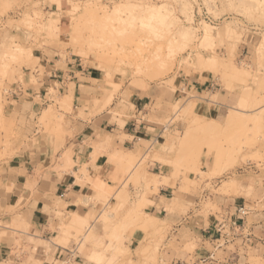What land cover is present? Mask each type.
I'll use <instances>...</instances> for the list:
<instances>
[{"label":"rangeland","instance_id":"obj_1","mask_svg":"<svg viewBox=\"0 0 264 264\" xmlns=\"http://www.w3.org/2000/svg\"><path fill=\"white\" fill-rule=\"evenodd\" d=\"M131 119L155 136L122 149ZM0 202V264H264L258 241L201 233L241 205L264 219V0H0Z\"/></svg>","mask_w":264,"mask_h":264},{"label":"crops","instance_id":"obj_2","mask_svg":"<svg viewBox=\"0 0 264 264\" xmlns=\"http://www.w3.org/2000/svg\"><path fill=\"white\" fill-rule=\"evenodd\" d=\"M74 79V81H71V83L75 84V88L80 84L79 80H75L76 75L71 77ZM184 86L186 89H191L190 84H185ZM192 87H196L193 85ZM44 88H42L43 92ZM31 98L36 101L38 98L37 95H32ZM143 100V99H142ZM136 106V105H135ZM137 107V106H136ZM154 130L156 131L157 127H150L147 125H143V122H139L138 120L131 119L128 121L123 127L118 128V129H113V132H117V135L119 138H122V142L119 140L117 143L121 146L120 148L122 149H134L136 143L139 142L140 140V135L142 136L143 134H147L149 137H154L155 134L152 133L149 130ZM88 140H82L81 136H78L77 142L74 145L73 153H74V158L78 162V166L74 167L72 171L64 172L62 173V176L60 177V181L57 183L58 185V190L62 192L61 197L64 198V200L70 204L77 193L80 191V184L78 183V180L80 178V166L86 162H88L90 158V145H88ZM20 165V163H18ZM26 164V169L29 171V168L27 164H30L29 162H25ZM56 178L58 177V174L55 175ZM63 195V196H62ZM1 206V202H0ZM35 220L34 223L36 225V231L37 233L41 236L42 239H50V238H58L60 235V225L59 221L56 220L54 217L55 215L50 214L48 209H45L43 205H38L37 208L35 209ZM251 213V212H250ZM250 215V214H249ZM249 215L245 218V226H246V231L248 232L249 235L252 236L253 241H258L259 243L264 245V219L260 221L253 222L250 228H248V220H249ZM258 215H263L258 214ZM203 239L206 240L207 237L208 241H214V243L218 242V234L216 232V222L214 221L211 223V226L208 229H204L201 231ZM259 234V236H257ZM59 249V248H56ZM1 256L3 257L4 255L10 256L9 253L4 249H2ZM66 252V251H65ZM64 252V253H65ZM209 251H207L205 245H202L200 249L198 250V253L196 252V255H199L200 257L208 255ZM61 253H57V251L53 252L54 257H61ZM171 253H168V256H170ZM41 259H42V264H48V255L46 251L42 248L41 249Z\"/></svg>","mask_w":264,"mask_h":264},{"label":"built area","instance_id":"obj_3","mask_svg":"<svg viewBox=\"0 0 264 264\" xmlns=\"http://www.w3.org/2000/svg\"><path fill=\"white\" fill-rule=\"evenodd\" d=\"M63 196V195H62ZM250 209L241 205L235 209V212L227 217L217 219L216 232L218 234L217 241L223 242L224 244L242 241L243 244H253V238L251 235L246 233L245 218L250 214ZM64 253H61L62 256Z\"/></svg>","mask_w":264,"mask_h":264},{"label":"bare ground","instance_id":"obj_4","mask_svg":"<svg viewBox=\"0 0 264 264\" xmlns=\"http://www.w3.org/2000/svg\"><path fill=\"white\" fill-rule=\"evenodd\" d=\"M126 6H127V7L130 6L129 8L131 9L132 4H131V5H128V4H127ZM132 7H133V6H132ZM136 7H137V5H136ZM144 7H145V6H144ZM117 8H118V9H116V13L118 12L117 10H119V7H117ZM120 8H121V7H120ZM122 8H123V7H122ZM133 8H135V7H133ZM141 8H142V7H141ZM161 8H162V7H161ZM164 9H165V8H164ZM147 10H148V11L150 10V11H149L150 13H154V15H155V16H154L155 19H156V16L158 15L157 13H158L159 11L162 12V11L160 10V6L147 7V9L145 8L144 12L147 11ZM162 10H163V8H162ZM139 11H140V10H139ZM148 11H147V12H148ZM142 12H143V10H142ZM169 12H170V11H169ZM155 13H156L157 15H156ZM162 14H163V12H162L161 14H159V16H158L159 19H160V16H163V17L165 16L164 18L167 17V16H166L167 13H166V15H162ZM164 14H165V12H164ZM152 17H153V16H152ZM163 17H162V18H163ZM171 17H172V16H171ZM164 18H163V19H164ZM167 18H168V17H167ZM149 19H151V18H149ZM160 20H161V19H160ZM160 20H159V21H160ZM149 21H150V20H149ZM159 21H158V22H159ZM173 21H174V20H173ZM152 22H153V21H152ZM161 22H162V20H161ZM168 23H169V22H168ZM173 23H174V22H173ZM158 24H159V23H158ZM160 24H161V23H160ZM160 24H159V25H160ZM166 24H167V23H166ZM161 25L163 26V24H161ZM169 25H170V24H168V27H170ZM171 25H172V24H171ZM204 25H206V24H204ZM173 27H174V26H173ZM181 27H182V26H181ZM181 27H180V28H181ZM183 28H184V27H183ZM205 28H206V31H205V32H207V33H208V32H209V33L211 32V33H212V28H213V27L210 28L209 25H206ZM177 30H178V29H177ZM181 30H182V28H181ZM181 30H180V31H181ZM187 30H188L187 28H186L185 31L182 30V33L184 34V36H182V35L178 32L179 35H180L179 38L184 37V38H181L182 40L184 39V41H185V39H187L186 36L189 35L188 33H190V34L192 33V32H190L191 30H190V31H187ZM227 30H228V26H227V27L225 26V27L223 28V31H227ZM175 32H176V31H175ZM209 33H208V34H209ZM211 33H210V34H211ZM172 34H173V33H172ZM185 35H186V36H185ZM206 35H207V34H206ZM189 36H190V35H189ZM208 37H209V35H208ZM179 38H177V39H179ZM172 40H173V39H172ZM182 40H180V42H181ZM177 41H178V40H177ZM185 42H186V41H185ZM185 42H184V44H185ZM177 43H178V42H177ZM182 43H183V42H182ZM179 44H180V43H179ZM176 48H177V47H176ZM173 50H175V49H173ZM176 51H177V50H175V52H176Z\"/></svg>","mask_w":264,"mask_h":264}]
</instances>
